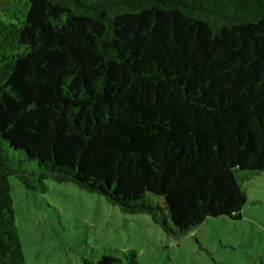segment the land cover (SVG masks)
<instances>
[{
    "label": "trees",
    "instance_id": "16d2710c",
    "mask_svg": "<svg viewBox=\"0 0 264 264\" xmlns=\"http://www.w3.org/2000/svg\"><path fill=\"white\" fill-rule=\"evenodd\" d=\"M239 172L264 173V0H0V264H24L10 176L178 238L240 219Z\"/></svg>",
    "mask_w": 264,
    "mask_h": 264
},
{
    "label": "rangeland",
    "instance_id": "374dc122",
    "mask_svg": "<svg viewBox=\"0 0 264 264\" xmlns=\"http://www.w3.org/2000/svg\"><path fill=\"white\" fill-rule=\"evenodd\" d=\"M8 183L24 264H82L128 250L139 264H264V173H238L246 194L239 220L208 218L178 238L71 183L47 181L44 193L14 176Z\"/></svg>",
    "mask_w": 264,
    "mask_h": 264
}]
</instances>
